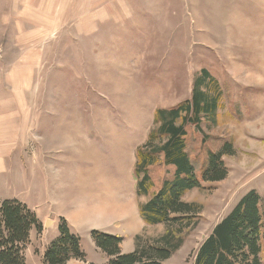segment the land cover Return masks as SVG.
I'll return each instance as SVG.
<instances>
[{
    "label": "rangeland",
    "instance_id": "374dc122",
    "mask_svg": "<svg viewBox=\"0 0 264 264\" xmlns=\"http://www.w3.org/2000/svg\"><path fill=\"white\" fill-rule=\"evenodd\" d=\"M202 69L222 99L215 125L188 127L189 156L201 166L223 141L232 148L222 180L181 197L197 222L161 264H193L243 195L264 198V0H0V201L25 203L42 224L26 264H42L57 215L84 253L66 264H106L92 230L121 236L122 252L165 235L139 213L136 149L155 109L189 99Z\"/></svg>",
    "mask_w": 264,
    "mask_h": 264
},
{
    "label": "trees",
    "instance_id": "16d2710c",
    "mask_svg": "<svg viewBox=\"0 0 264 264\" xmlns=\"http://www.w3.org/2000/svg\"><path fill=\"white\" fill-rule=\"evenodd\" d=\"M221 99L219 82L202 69L189 99L155 109L148 142L136 149L135 190L138 196L148 198L139 204L143 220L147 224L165 223L167 230L155 244L130 252H122L121 236L92 230L91 239L107 256L106 264H161L181 244L185 229L197 222L190 215L196 207L181 201V197L199 188L202 181L222 180L226 175L222 157L232 147L223 141L220 149L207 151L205 162L199 166L189 156L187 130L190 126L199 129L204 120L215 125ZM158 165L171 168V176H153ZM41 227L36 213L25 203L15 198L1 200L0 264H26L24 250L30 233ZM57 230L42 255V264L83 260L80 238L70 231L65 219H60ZM193 264H264V198L256 190L243 195L213 227L199 245Z\"/></svg>",
    "mask_w": 264,
    "mask_h": 264
},
{
    "label": "water",
    "instance_id": "95a60500",
    "mask_svg": "<svg viewBox=\"0 0 264 264\" xmlns=\"http://www.w3.org/2000/svg\"><path fill=\"white\" fill-rule=\"evenodd\" d=\"M49 223H50V220H47V221H46V225H48Z\"/></svg>",
    "mask_w": 264,
    "mask_h": 264
},
{
    "label": "crops",
    "instance_id": "0c3cea01",
    "mask_svg": "<svg viewBox=\"0 0 264 264\" xmlns=\"http://www.w3.org/2000/svg\"><path fill=\"white\" fill-rule=\"evenodd\" d=\"M57 217H63V218H64V216H63V215H57Z\"/></svg>",
    "mask_w": 264,
    "mask_h": 264
},
{
    "label": "bare ground",
    "instance_id": "6f19581e",
    "mask_svg": "<svg viewBox=\"0 0 264 264\" xmlns=\"http://www.w3.org/2000/svg\"><path fill=\"white\" fill-rule=\"evenodd\" d=\"M114 211V210H113ZM109 213V212H108ZM102 215H104V214H102Z\"/></svg>",
    "mask_w": 264,
    "mask_h": 264
}]
</instances>
